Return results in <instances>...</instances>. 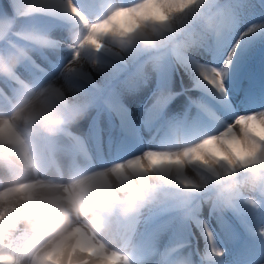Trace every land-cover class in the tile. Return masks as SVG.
<instances>
[{
    "label": "clouds",
    "instance_id": "1",
    "mask_svg": "<svg viewBox=\"0 0 264 264\" xmlns=\"http://www.w3.org/2000/svg\"><path fill=\"white\" fill-rule=\"evenodd\" d=\"M246 6L28 0L20 15L49 22L0 25V264H223L227 249L200 213L205 205L218 218L264 209V106L209 121L204 113L165 114L167 98L158 91L142 114L152 144L99 164L73 128L104 90L91 73L106 80L130 57L176 58L193 67L201 87L228 97L237 48L264 30V22L250 23L231 43ZM218 45H231L223 64L193 58ZM64 51L54 68L49 54ZM121 88L130 91L127 83ZM105 103L128 111L119 95ZM166 212L199 226L208 245L203 260L186 238L161 246L159 231L145 227ZM245 227L264 241V222Z\"/></svg>",
    "mask_w": 264,
    "mask_h": 264
},
{
    "label": "rangeland",
    "instance_id": "2",
    "mask_svg": "<svg viewBox=\"0 0 264 264\" xmlns=\"http://www.w3.org/2000/svg\"><path fill=\"white\" fill-rule=\"evenodd\" d=\"M261 1L264 4V0H247V6L243 10L242 17L237 21V30L231 37V43H235V40L239 38V33L248 24L264 22V7L258 4ZM27 2L28 0H0V25L11 23L12 20L17 27L33 21L49 22V17L46 15L31 13L20 15L23 5ZM262 31L264 30L252 34L253 36L245 37L241 47L237 49L236 58L228 70L226 81L229 94L228 97H221L222 99L211 96L206 87L200 86L193 67L176 58L156 60L144 57L145 55L138 58L130 57L126 61H122L120 68L111 73L106 80L101 75L96 76L91 73V81L94 84L102 83L104 90L92 97L93 107L88 115L73 128V131L84 137L93 156L98 147L107 149L112 139L117 142L121 137L120 134L135 135L137 139L135 145L129 146L128 150H131L128 153L117 157L121 158L152 144V132L145 126L142 114L151 103L153 94L158 91L167 98L165 114L181 117L189 113L196 115L201 111L214 118V115L221 111L230 115L264 106V99L247 92L253 86L264 90V45L256 50V54L251 53L254 47L253 37ZM55 35L60 39H63L64 35L66 36L65 32L60 30H57ZM229 46H226L227 48L223 52L218 49L201 48L193 54V58L200 63L220 65L223 64L222 58ZM49 55L53 62L52 66L58 68L68 53L64 51L59 55L51 53ZM37 59L38 62L45 63L43 60ZM139 59L144 60L139 62ZM135 65L137 69L133 73L136 74H130L129 77L117 84L116 89L109 92L108 87L112 86V83L123 73L133 70ZM122 82L128 84L130 91H123ZM244 84L246 86H242ZM117 95L126 105L127 113H119L105 103L106 98L115 99ZM224 101L228 106L223 110L216 103L224 104ZM127 121L132 123V132L127 131ZM113 159L107 155L99 156L96 158V163L111 162ZM200 215L202 219L209 221L220 246L227 249L223 264H259L261 260H264V241H261L258 236L250 235L245 227V221L249 224L264 222V209L243 216L229 212L223 218H218L211 213L209 206L205 205ZM162 216H166L162 221L153 225H151L153 222L145 225L150 230L157 229L159 231L160 245H165L174 236L186 238L188 247L192 249L195 258L203 260V254L207 251L208 245L199 226L195 223L180 225L171 212L154 214L152 221L157 218L161 219Z\"/></svg>",
    "mask_w": 264,
    "mask_h": 264
},
{
    "label": "bare ground",
    "instance_id": "3",
    "mask_svg": "<svg viewBox=\"0 0 264 264\" xmlns=\"http://www.w3.org/2000/svg\"><path fill=\"white\" fill-rule=\"evenodd\" d=\"M225 47L226 46H217L216 48L218 49V51H221V52H223L224 51V49H225ZM96 76H99L100 74H97V73H95V72H93ZM92 73V74H93ZM130 75V74H129ZM99 78V77H98ZM209 91V90H208ZM209 93L211 94V96H213V97H215V98H220V99H222L221 98V96L218 94V93H214V90H211V91H209ZM131 127H132V123L130 122V121H127V124H126V128L128 129L127 131L129 132V131H133V130H131ZM139 127V126H138ZM139 129V128H138ZM136 132V131H135ZM86 136V135H85ZM124 146L128 149L129 148V146H133V145H131L130 143H126V144H124ZM131 154V153H130ZM152 222V221H151Z\"/></svg>",
    "mask_w": 264,
    "mask_h": 264
},
{
    "label": "trees",
    "instance_id": "4",
    "mask_svg": "<svg viewBox=\"0 0 264 264\" xmlns=\"http://www.w3.org/2000/svg\"><path fill=\"white\" fill-rule=\"evenodd\" d=\"M262 5V7H264L263 2L261 1L260 3ZM253 36V35H252ZM252 44H254V47L252 48L253 50H251V53H255L256 50H258L260 48L261 45L264 44V31L257 33L254 37H253V41Z\"/></svg>",
    "mask_w": 264,
    "mask_h": 264
},
{
    "label": "snow or ice",
    "instance_id": "5",
    "mask_svg": "<svg viewBox=\"0 0 264 264\" xmlns=\"http://www.w3.org/2000/svg\"><path fill=\"white\" fill-rule=\"evenodd\" d=\"M242 43V42H241ZM229 47H231V45L229 46ZM241 47V44H240V46L237 48V49H239ZM226 56H227V52H226V54H225V56L222 58V61L224 62V60H225V58H226ZM236 58V55L233 57V60ZM233 63V62H232ZM232 63L229 65V69L232 67ZM228 86V85H227ZM242 86H246V84H244V85H242Z\"/></svg>",
    "mask_w": 264,
    "mask_h": 264
}]
</instances>
